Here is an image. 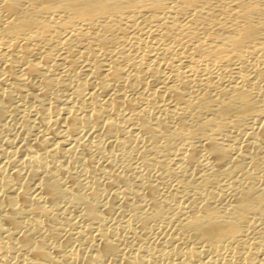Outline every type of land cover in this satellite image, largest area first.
I'll return each instance as SVG.
<instances>
[{"label": "bare ground", "instance_id": "obj_1", "mask_svg": "<svg viewBox=\"0 0 264 264\" xmlns=\"http://www.w3.org/2000/svg\"><path fill=\"white\" fill-rule=\"evenodd\" d=\"M0 264H264V0H0Z\"/></svg>", "mask_w": 264, "mask_h": 264}]
</instances>
